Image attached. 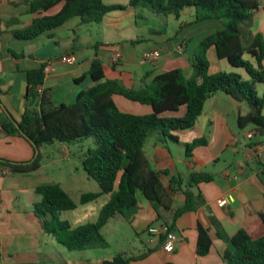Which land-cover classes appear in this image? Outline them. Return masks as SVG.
<instances>
[{
    "label": "trees",
    "instance_id": "obj_1",
    "mask_svg": "<svg viewBox=\"0 0 264 264\" xmlns=\"http://www.w3.org/2000/svg\"><path fill=\"white\" fill-rule=\"evenodd\" d=\"M29 5L35 19L31 26L14 32L18 39H36L76 17L81 19V25L100 24L107 15L127 9L123 5H106L103 0H29ZM129 6L176 18L185 9L194 8L196 22L219 20L223 26L197 48L192 58L191 77L182 69H174L157 75L150 83L146 82L147 77L139 88L127 87L119 80L107 79L103 61L97 58L87 75L95 85L80 92L72 104L56 105L53 91L43 89L46 65L26 73V107L21 121L13 118L0 99L2 132L25 139L35 154L29 162L0 159V166L14 174L39 171L44 146L95 140V147L88 149L83 166L88 176L99 184L100 193H85L78 204L59 184H43L37 188L41 200L35 204L36 215L43 221L45 231L71 252L106 249L109 242L102 234L103 229L117 218L133 225L139 210V194L153 205L158 221L163 219V213L174 212L172 224L163 222L173 231L179 217L206 204L199 185L213 182L212 174L191 172L184 176L173 175L168 170L157 171L151 166L145 146L151 140L161 146L168 140L179 142L174 133L192 130L203 115L207 101L216 94L223 92L239 102H247L250 112L240 116L239 127L253 126L259 136L264 135V92L260 95L257 89L259 84H264V36H254L250 31L262 8L261 0H131ZM58 7H61L58 12L50 14ZM211 48L219 60H227L235 69H243L246 75L234 71L212 74L207 55ZM2 82L0 76V94ZM116 96L149 106L152 112L148 115L126 113L117 105ZM183 107L186 108L183 116H165L178 113ZM207 144L206 138L186 144L187 157L192 158L196 148ZM162 176L169 178L168 185L162 182ZM178 193L183 195L184 202L175 207ZM102 196H108V201L95 222L73 227L60 218L62 213L94 203ZM259 217L261 229L241 230L234 237H229L221 224L211 218L215 236L227 244L222 255L227 264H264V215ZM211 232L199 227V256L210 253ZM163 240L161 237V243ZM152 252L138 256L121 252L104 264H132Z\"/></svg>",
    "mask_w": 264,
    "mask_h": 264
},
{
    "label": "crops",
    "instance_id": "obj_2",
    "mask_svg": "<svg viewBox=\"0 0 264 264\" xmlns=\"http://www.w3.org/2000/svg\"><path fill=\"white\" fill-rule=\"evenodd\" d=\"M130 1L103 0L106 5H123L127 9L107 15L97 25L98 29H91L93 31L83 29L90 25H81V19L76 17L36 39L22 40L14 32L31 26L35 19L30 12L29 0H0V76L3 80L0 99L16 121H21L26 107V73L42 65L51 68L46 73L43 89L53 91L56 105L74 103L80 92L95 85L87 75L97 58L103 61L107 79L119 80L127 87L139 88L147 77L146 82L150 83L157 75L174 69L184 70L188 77L193 75L192 58L201 42L221 28L220 21L198 23L195 9L187 8L180 18H176L178 29L171 31L162 23L160 15L146 8H132ZM60 9L58 7L50 14ZM153 17L157 20L154 21ZM250 31L254 36H264V5L256 14ZM87 32L92 34L87 35ZM63 36L66 37L61 45ZM179 46L183 47L182 53L178 51ZM156 50L160 51L158 60L144 59L145 53ZM117 54L120 60L113 62ZM207 55L212 74L231 72L223 65L224 60L217 58L214 48ZM68 56H74L75 62L64 63L62 58ZM83 77L86 78L81 81ZM115 101L122 111L131 113L126 110L131 108L127 99L116 96ZM144 111L143 115H148L152 109ZM2 112L0 106V114ZM249 112L247 102H239L226 93L220 92L210 98L192 130L174 133L183 145L200 138L208 140L206 146L193 151L192 158L186 155V172L178 170L170 150L165 151L154 141L157 171L168 170L173 175L180 173L184 176L191 172H206L215 179L199 185L206 204L177 219L174 227L178 237L175 252L166 253L160 238L151 235L143 246L153 252L132 264H227L222 257L227 244L215 236L211 218L221 224L229 237H234L241 230L254 232L263 227L259 216L264 215V157H255L253 147L257 143L264 144V135L251 142L246 133L254 129L253 126L242 129L241 135L233 130L232 124L235 120L239 126L240 116ZM235 138L237 143H234ZM34 155L32 146L25 139L6 136L0 127V159L29 162ZM42 168L35 173L21 175L0 166V264H104L106 260L113 259L115 256L110 258L107 254L110 244L106 249L71 252L45 231L43 221L35 213V204L41 200L37 188L53 182L40 173ZM223 199L227 203L221 207L218 201ZM107 201L108 198L100 210ZM183 202V195L178 193L175 207ZM138 203V213L133 225H130L138 237L141 238V234L148 232L153 225L173 223L174 212L163 213L164 220L161 222L157 220L153 205L142 194L138 195ZM90 204L73 211L79 210L74 222L65 220L73 227L90 223L87 221L90 216L95 222L100 210L95 214L97 216H92L93 209L88 207ZM110 222L124 224L125 221L117 218ZM199 227L212 230L213 246L207 256L197 254Z\"/></svg>",
    "mask_w": 264,
    "mask_h": 264
},
{
    "label": "rangeland",
    "instance_id": "obj_3",
    "mask_svg": "<svg viewBox=\"0 0 264 264\" xmlns=\"http://www.w3.org/2000/svg\"><path fill=\"white\" fill-rule=\"evenodd\" d=\"M262 1V5H264V0ZM160 18L163 21L168 29L173 31V29H178L179 22L177 21L176 17L174 16H163L161 15ZM153 20L156 21L157 19L153 17ZM221 27L223 26V22H221ZM93 25V26H92ZM90 26H85L83 29H89L88 31H93L91 29H98V24H92ZM252 30V29H251ZM84 31V30H83ZM87 35H91L92 33H86ZM83 36H86L82 32ZM64 37L61 42V45L64 43ZM61 53V51H60ZM89 52H87L88 54ZM92 53V52H91ZM217 63V62H216ZM223 65L228 67V71H234L237 73H240L242 75H246L245 71L243 69H233L227 60H224ZM218 66V63L217 65ZM215 67V66H214ZM258 92L260 95L264 92V84H259L257 86ZM129 105H131V108H126V110H129L132 114L136 115H143L144 109H151L148 106L136 104L134 102H131L127 100ZM208 109V108H207ZM186 108H181L180 112L178 113H167L166 117H174V116H183L185 113ZM233 124V130L237 134H243L242 129L236 124V121H232ZM94 138H89L84 141H78L74 143H68V144H60L58 142H55L53 144L47 145L42 147L41 153H42V170L41 174L50 180V182L60 184L61 187L70 195V197L79 204L80 198L85 193H100L101 188L99 184L91 179L87 172L84 169L83 161L85 158V155L89 148L95 147L94 144ZM154 140H151L146 146L145 151L147 153V156L149 158V161L151 165L156 170L157 168V160L155 159V148L153 147ZM162 149L165 151L170 150L175 165L177 166L178 170L181 172H186V147L185 145L168 140V142L165 145L161 146ZM3 159V158H1ZM7 160V159H5ZM10 161V160H9ZM223 163V162H222ZM162 182L165 185H168V178L166 176H162ZM141 195V194H139ZM107 196L101 197L97 203L90 204L88 207H92L93 211L91 212L92 216H97L98 210H100L101 206L104 204L105 200L107 199ZM82 208L83 206H79ZM81 211V210H80ZM76 213L78 212H64L61 214L60 218L62 220H70L71 222H74V216L76 217ZM165 215V214H164ZM164 218V216H163ZM93 217H88L87 221L92 222ZM164 219L161 220V222ZM163 223V222H162ZM134 231V228L131 227L128 223L120 224L114 222H110L107 224V226L103 229L102 234L107 239V241L110 244V247L107 249L108 256H111L110 258L116 256L121 251L126 252L128 256H138L141 253H144L148 251V249H145L143 246V243H147L151 239V235L148 232H144L141 234V238L138 237Z\"/></svg>",
    "mask_w": 264,
    "mask_h": 264
},
{
    "label": "built area",
    "instance_id": "obj_4",
    "mask_svg": "<svg viewBox=\"0 0 264 264\" xmlns=\"http://www.w3.org/2000/svg\"><path fill=\"white\" fill-rule=\"evenodd\" d=\"M178 51L180 53H182L183 51V47L179 46L178 47ZM160 58V51L156 50V51H152V52H147L144 54V59L147 61H155L158 60ZM120 60V55H115L113 57V62H117ZM62 61L64 63L67 64H72L75 62V57L74 56H68V57H63ZM51 71L50 66H47L45 68V72L49 73ZM39 92H42V88L39 89ZM260 135L259 131L257 129H252L251 131H248L246 133V138L253 142L257 139V137ZM238 139H234V143H237ZM253 151H254V155L255 157L261 158L264 157V144L262 143H257L256 145H254L253 147ZM219 205L221 207L225 206L227 201L226 200H220L218 201ZM148 233L152 236L155 237H163L164 240L162 242V249L166 252V253H174L176 250V245L178 242V237L175 233V231H173L170 227V225L166 224V223H161L158 225H153L151 227H149L148 229Z\"/></svg>",
    "mask_w": 264,
    "mask_h": 264
}]
</instances>
